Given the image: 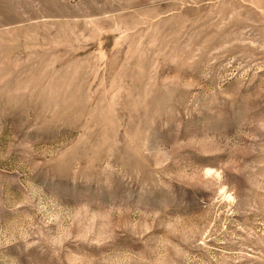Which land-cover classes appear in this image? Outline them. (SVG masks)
I'll use <instances>...</instances> for the list:
<instances>
[{
  "label": "rangeland",
  "instance_id": "374dc122",
  "mask_svg": "<svg viewBox=\"0 0 264 264\" xmlns=\"http://www.w3.org/2000/svg\"><path fill=\"white\" fill-rule=\"evenodd\" d=\"M0 264H264V0H0Z\"/></svg>",
  "mask_w": 264,
  "mask_h": 264
},
{
  "label": "bare ground",
  "instance_id": "6f19581e",
  "mask_svg": "<svg viewBox=\"0 0 264 264\" xmlns=\"http://www.w3.org/2000/svg\"><path fill=\"white\" fill-rule=\"evenodd\" d=\"M224 188V187H223ZM225 189V188H224ZM222 191H223V189H222ZM223 192H225V191H223ZM226 193V192H225ZM224 193V194H225ZM226 198L228 199V200H231V199H229V198H233L231 195H230V193H228V194H226Z\"/></svg>",
  "mask_w": 264,
  "mask_h": 264
}]
</instances>
